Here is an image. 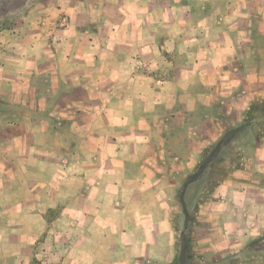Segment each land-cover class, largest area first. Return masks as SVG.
<instances>
[{
  "label": "crops",
  "instance_id": "1",
  "mask_svg": "<svg viewBox=\"0 0 264 264\" xmlns=\"http://www.w3.org/2000/svg\"><path fill=\"white\" fill-rule=\"evenodd\" d=\"M62 1L19 44L7 36L0 81L19 93L0 92V125L24 130L21 145L65 140L67 252L172 264L193 193L183 264H264V0L147 5L144 20L117 0ZM32 189L19 208L43 214L64 198Z\"/></svg>",
  "mask_w": 264,
  "mask_h": 264
},
{
  "label": "rangeland",
  "instance_id": "2",
  "mask_svg": "<svg viewBox=\"0 0 264 264\" xmlns=\"http://www.w3.org/2000/svg\"><path fill=\"white\" fill-rule=\"evenodd\" d=\"M110 2L122 6L126 4V12L132 15L128 19L132 20L134 15L139 20H144L143 9H148L147 5L162 10L179 6L182 8V0ZM66 3L62 0H0V56L6 42L10 43L7 40L8 35L13 39L12 44L18 43L17 39H20L25 24L30 25L31 21L39 24V18L35 19L39 12L46 9L61 10ZM116 16H123V13L118 11ZM59 17L56 23L60 24L65 19L66 24L63 27H66L70 21L68 15L62 11ZM52 26L51 29L56 27ZM2 73L4 72L0 69V80ZM16 81L11 80L5 86L0 81V92L7 90L5 92L12 95L11 100H15L13 96L17 97L19 93V84ZM24 134V130H19L12 124L4 129L0 125V140L3 135L8 136L11 141V144L0 145V190H12L10 196H7L8 201L10 200L7 206L0 205V264H107L112 259L108 252H67L68 226L63 195L69 186L67 171H71L73 162L69 157L71 152H68L67 145L64 144L65 140L56 145H21L17 143V138H22ZM33 137L29 131L26 138ZM23 186L32 187L34 192L36 188L46 192L55 191L64 198L58 207L44 210L43 214L35 209L24 210L19 208L16 202L18 191ZM1 196L0 198L4 199L5 196ZM193 197V193L182 195V218L186 228L182 229L180 234L179 251L172 264H183L182 252H188L187 230L192 224L193 216L185 208ZM35 214H40L41 217L33 216ZM25 218L27 219L24 222Z\"/></svg>",
  "mask_w": 264,
  "mask_h": 264
},
{
  "label": "trees",
  "instance_id": "3",
  "mask_svg": "<svg viewBox=\"0 0 264 264\" xmlns=\"http://www.w3.org/2000/svg\"><path fill=\"white\" fill-rule=\"evenodd\" d=\"M187 234H188V238L186 240V243H187L186 248H188V252H184V256H185V259L189 261L191 259L190 255L192 253L191 251V226L188 227Z\"/></svg>",
  "mask_w": 264,
  "mask_h": 264
},
{
  "label": "built area",
  "instance_id": "4",
  "mask_svg": "<svg viewBox=\"0 0 264 264\" xmlns=\"http://www.w3.org/2000/svg\"><path fill=\"white\" fill-rule=\"evenodd\" d=\"M65 24H66V20L63 19V21H62V26H64Z\"/></svg>",
  "mask_w": 264,
  "mask_h": 264
}]
</instances>
